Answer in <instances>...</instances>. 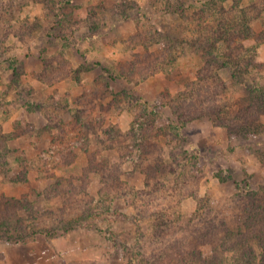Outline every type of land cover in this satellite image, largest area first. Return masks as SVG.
<instances>
[{"label": "rangeland", "instance_id": "1", "mask_svg": "<svg viewBox=\"0 0 264 264\" xmlns=\"http://www.w3.org/2000/svg\"><path fill=\"white\" fill-rule=\"evenodd\" d=\"M263 247L264 0H0V264Z\"/></svg>", "mask_w": 264, "mask_h": 264}, {"label": "trees", "instance_id": "2", "mask_svg": "<svg viewBox=\"0 0 264 264\" xmlns=\"http://www.w3.org/2000/svg\"><path fill=\"white\" fill-rule=\"evenodd\" d=\"M244 127V126H243ZM262 254H264V247H263V251H262ZM263 256V258H264V255H262ZM248 264H252V261H249V263Z\"/></svg>", "mask_w": 264, "mask_h": 264}]
</instances>
